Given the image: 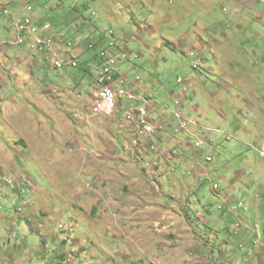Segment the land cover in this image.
<instances>
[{
	"label": "rangeland",
	"instance_id": "rangeland-1",
	"mask_svg": "<svg viewBox=\"0 0 264 264\" xmlns=\"http://www.w3.org/2000/svg\"><path fill=\"white\" fill-rule=\"evenodd\" d=\"M43 3L83 64L58 70L25 45L0 51V263L7 247L9 264H55L63 249L76 251L62 264H237L244 251L242 264H260L264 248L241 243L264 225V0ZM6 26L0 12V45L15 37ZM102 37V49L112 39L128 47L115 48L129 54L121 70L141 77L159 108L189 95L183 110L214 143L186 158L214 156L203 168L216 191L172 148L152 153L119 107L88 117L97 60L81 42Z\"/></svg>",
	"mask_w": 264,
	"mask_h": 264
},
{
	"label": "built area",
	"instance_id": "built-area-1",
	"mask_svg": "<svg viewBox=\"0 0 264 264\" xmlns=\"http://www.w3.org/2000/svg\"><path fill=\"white\" fill-rule=\"evenodd\" d=\"M1 14L6 18H12L13 27L15 30V38L6 41L3 46L7 44H13L15 46L25 45L35 55L40 56L42 59H49L53 57V63L60 65L61 68L67 66L68 68L79 67L82 62L80 61H67V54L73 53V43L68 39L65 33H57L53 35L46 34L47 26L40 25L35 17V7L30 4V7H26V12L18 15L12 10L0 9ZM113 34L114 31H111ZM113 41H117L112 39ZM122 48H128L121 44ZM100 63L95 66L98 71L96 79V89L91 96V99L85 103L87 107V115L89 118H94L100 114L106 113L109 115L112 108L119 107L122 112L124 109H132V130L135 131L139 137H144L149 140V149L152 153L160 151V145H168V149L172 148V154L181 155V160L178 163L184 165L185 160L189 163L187 171L189 174L193 173L197 168L199 174H202V180L207 176L206 170L203 168L204 163H212L214 158H210L208 152L206 153L204 161L200 160L195 154L193 158L187 159L189 156L187 149L193 148L196 151L204 152L203 147L208 143H213V140H200L199 137H192L189 134V127H194V123H201L198 119H191L190 116H184L183 105L185 99L189 98L188 94L177 95L175 92L171 95L174 100L172 105H166L165 109L159 108L158 104H151V100L144 101L141 104H132L127 98V91L123 89V81L116 79H107L105 76L106 61L114 60L115 68H121L118 58H113L112 52H105V47L100 52ZM138 58L139 56L132 52V58ZM198 64L199 67V63ZM122 69V68H121ZM129 79H136L129 75ZM138 80V79H137ZM141 81L139 82V89L141 88ZM178 82H185V80L179 76ZM188 88H186V91ZM80 96H82L80 94ZM129 102V103H127ZM193 111H199L198 107H195ZM175 112H182L183 119L188 120L187 128L175 127L174 117ZM86 116V118H88ZM175 141L176 144L173 147L169 146V142ZM169 153V150H168ZM176 167V166H175ZM218 186L215 184V187ZM255 229L261 231V224L256 222L254 224Z\"/></svg>",
	"mask_w": 264,
	"mask_h": 264
},
{
	"label": "bare ground",
	"instance_id": "bare-ground-1",
	"mask_svg": "<svg viewBox=\"0 0 264 264\" xmlns=\"http://www.w3.org/2000/svg\"><path fill=\"white\" fill-rule=\"evenodd\" d=\"M12 2H13V0H0V9L7 10L9 8V6L12 4ZM28 6L30 7V3L26 5V7H28ZM118 47H120V43L111 40L109 42V45L105 47V52H111L112 49H115V48L118 49ZM115 51H116V49H115ZM112 53H113V58L119 59L120 66L122 64V61H121L119 55H121V57L123 59L129 58V54L126 51L120 50L119 52L116 51V52H112ZM68 54L69 55L67 57V61H78L76 54H74V53H68ZM195 66L197 67L198 64H195ZM56 68L58 70L62 69L60 65H56ZM105 76L107 79H116L118 81H123V89H126L127 98L130 102L134 101V100L141 101V102L151 100V104H158L155 100L152 99V96L144 94L143 92H141L142 89H139L138 80H142V78L138 76L136 78V80L138 79L137 82L134 83L133 80L129 79L128 73H125L123 70H121V68H115V61L114 60H107L106 61ZM184 83L180 82V84H184ZM114 110H117V109L112 108L110 110L109 115L112 114L114 112ZM118 110H120V108H118ZM124 112H125V114H124L125 121L132 124V109H124ZM183 112H184V116H189L188 112H186L185 110H183ZM109 118H111V117H109ZM174 122L176 123L175 127H180V128H187L188 127V120L183 119V113L182 112H176L175 113ZM194 127L197 130L202 131L201 129L204 128L205 126H203L201 123H194ZM130 128H132V126H130ZM189 134L192 137H199V134H194L191 132V127H189ZM200 140H203L201 136H200ZM207 140H213V139L209 138ZM139 141H141V140H139ZM138 144H139V142H138ZM161 151L168 153V145H160V152ZM208 154H209L210 158H214V156L212 154H210V153H208ZM199 177L202 180V174H199Z\"/></svg>",
	"mask_w": 264,
	"mask_h": 264
},
{
	"label": "crops",
	"instance_id": "crops-1",
	"mask_svg": "<svg viewBox=\"0 0 264 264\" xmlns=\"http://www.w3.org/2000/svg\"><path fill=\"white\" fill-rule=\"evenodd\" d=\"M15 0H13V2H14ZM26 0H16L14 3H13V9H14V11L17 13V14H19V13H22L23 11H24V9H25V4H24V2H25ZM33 3H35V6H36V12H35V19L38 21V22H40V23H45V22H47L48 20L49 21H51L50 23H52V25H53V29L48 33V34H50L53 30L55 31V32H57V27L59 26L58 24V22H57V20L56 21H53V20H51V17H50V15L48 14V11H46L47 9H46V6H45V3L42 5V7L39 9L38 8V6H37V2H39V3H41V2H43V0H31ZM11 7H12V4L9 6V8L7 9V10H12L11 9ZM4 23H5V25H7L6 26V30L7 31H9L10 32V34L12 33L11 31L13 30V22H12V20H7V19H4ZM64 25V24H63ZM50 30V29H49ZM48 30V31H49ZM58 33V32H57ZM13 34H14V32H13ZM11 36V35H10ZM9 36V37H10ZM11 38V37H10ZM3 41L2 40H0V43H2ZM104 45H106V41H105V37H102V43L100 44V47H102V46H104ZM6 47H2L1 45H0V51H6V49H5ZM7 52V51H6ZM87 54L89 55V59H91V61H93V57H92V55L93 54H95L94 52H87ZM18 61H21V60H19L18 59ZM30 63H32V61L30 60ZM126 73V72H125ZM245 238H248V236L246 235V237ZM244 237H243V240H246V242L248 243V244H250L249 246H253L254 248H255V250H257V247H260V246H262V248H264V243H258L257 245H253L254 244V242H253V239H254V237L253 236H250L249 237V239H245ZM248 240V241H247ZM255 240V239H254ZM3 247V246H2ZM251 249V248H250ZM250 249H248L247 251H250ZM252 250V249H251ZM255 250H254V254H256V252H255ZM6 251H8L9 252V254H11L12 253V251L13 250H10V249H6L5 250V252ZM246 251H244L243 253H241L239 256H241V259H240V262L241 263H239L238 262V259H237V261H236V263L237 264H242L243 262H245V260H243L244 258H249V256H245L244 255V253H245ZM252 252H253V250H252ZM258 252V251H257ZM2 253H3V251H2ZM260 253V252H259ZM259 253H257V254H259ZM0 254H1V246H0ZM8 253H5V255H3V259L1 260V263L0 264H9V261L7 260V258H8V255H9ZM248 254H250V253H248ZM57 256H60V254H58ZM221 256L223 257V260H227V258H228V256H226L224 253H221ZM258 258H259V260H260V264H264V253H261V256H257ZM59 258V260L56 262V264H62L61 262H63V261H65V260H67V261H69V260H71L70 259V257L69 256H67V254H62L60 257H58ZM234 258V257H233ZM235 259V258H234ZM254 260V264H258V262H257V260H256V257L253 259Z\"/></svg>",
	"mask_w": 264,
	"mask_h": 264
},
{
	"label": "clouds",
	"instance_id": "clouds-1",
	"mask_svg": "<svg viewBox=\"0 0 264 264\" xmlns=\"http://www.w3.org/2000/svg\"><path fill=\"white\" fill-rule=\"evenodd\" d=\"M16 1V0H15ZM14 1V2H15ZM13 2V3H14ZM13 3H12V9H13ZM33 4L34 5V7H35V12H36V6H35V3H33L31 0H26L25 2H24V4H25V9H24V11L22 12V13H19L18 15H21V14H23V13H25L26 12V5L27 4ZM42 3V2H41ZM44 4V3H43ZM45 6H46V9L47 10H49V9H51V7H48V5H47V3H45ZM39 9H40V6L38 7ZM13 12L15 13V14H17L15 11H14V9H13ZM35 12H34V15H35ZM48 14H49V12H48ZM50 15V14H49ZM2 17L4 18V19H7V20H12V18H6V17H4L3 15H2ZM35 17V16H34ZM37 21V20H36ZM12 22H13V20H12ZM38 22V21H37ZM51 21H47V22H45V23H40V22H38L40 25H44V26H47V29H46V31H45V33L46 34H48L54 27H53V25H52V23H50ZM85 22V21H84ZM85 25H86V23H84ZM13 29H14V27H13ZM50 29V30H49ZM49 30V31H48ZM14 32H15V30H14ZM59 33V32H58ZM55 35V34H57V32H55L54 30L49 34V35ZM67 36V35H66ZM69 40H70V38H68ZM100 39L101 38H99V39H88L87 41L85 40V41H83V42H81V44H85V46H87V48L86 49H84L83 50V52H94L95 54H93L92 55V59H93V61H95V60H97V62H95V63H93L92 65H93V68H95V66L97 65L96 63H100V57H99V55H100V52H102V47H100V50H98L97 52H95V51H93L98 45L100 46V44L102 43V41H100ZM8 40H10V39H8ZM7 40V41H8ZM105 40H106V38H105ZM71 41V40H70ZM72 43H73V47H72V51H73V53L74 54H76L75 53V48L77 49V46L78 45H74V42L73 41H71ZM7 45H9V44H7ZM7 45H5V46H3V45H1L2 47H6ZM77 56V55H76ZM32 63H34V61L32 60ZM82 64H83V62H82ZM82 64H81V66H82ZM80 67V66H79ZM0 93H1V91H0ZM93 95V92H91V96ZM90 96V97H91ZM84 107H85V109H86V111H87V107L84 105ZM87 113V112H86ZM102 116V114H100L99 116H97V117H94V118H98V117H101ZM84 120H86V116L85 117H82ZM94 118H92V120L94 119ZM213 143H214V141H213ZM212 144V143H211ZM185 165L187 166V164H185L184 163V165H182V167H185ZM186 168V174L188 175V176H190V177H192L194 174H197L196 176H197V178H199V180H200V177H199V174H198V172H199V169H195L194 170V172L193 173H191V174H189V171H187V169H188V167H185ZM177 170V167H173V172H175ZM167 173H168V175H174L173 173H172V171L171 170H169V171H166ZM207 172V171H206ZM207 174V176L204 178V180H200V182H201V184H204L205 183V180L206 179H209L211 182H212V188H213V190L214 191H216L217 190V188H219V184L211 177V175L210 174H208V173H206ZM175 176V175H174ZM215 184H217L218 186H216L215 187ZM256 222H254V224H255ZM260 223V222H259ZM254 224H253V226H254ZM261 224V231L259 232V235H257V238L254 240L253 239V242L255 243V242H257L258 240H259V238L261 237V234L264 232V225H262V223H260ZM73 226V225H72ZM61 228H63L64 230H67V228L69 227V226H65V225H61L60 226ZM251 227V226H250ZM254 231V230H253ZM247 244H246V241H245V243L244 242H242L241 243V247L242 248H244V250L246 249V246ZM2 249H3V247H2ZM5 249H9V248H7V247H5ZM3 251V253H8L9 254V252L8 251H6L5 252V250H2ZM76 251V249H73V252L71 253V255H68L67 254V251H65L64 249L60 252V253H58V254H60V256L63 254H67V256H69V257H73V254H74V252ZM57 254V255H58ZM5 255V254H4ZM56 255V256H57ZM60 256H57V257H60ZM55 264H56V262H54Z\"/></svg>",
	"mask_w": 264,
	"mask_h": 264
},
{
	"label": "trees",
	"instance_id": "trees-1",
	"mask_svg": "<svg viewBox=\"0 0 264 264\" xmlns=\"http://www.w3.org/2000/svg\"><path fill=\"white\" fill-rule=\"evenodd\" d=\"M14 33H15V32H14ZM14 38H15V37H14ZM14 38H13V39H14ZM18 46H19V45H18Z\"/></svg>",
	"mask_w": 264,
	"mask_h": 264
}]
</instances>
